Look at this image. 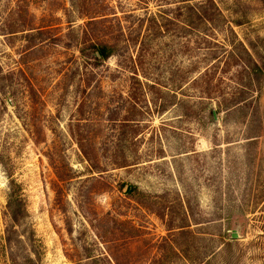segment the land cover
Returning a JSON list of instances; mask_svg holds the SVG:
<instances>
[{
    "label": "rangeland",
    "instance_id": "obj_1",
    "mask_svg": "<svg viewBox=\"0 0 264 264\" xmlns=\"http://www.w3.org/2000/svg\"><path fill=\"white\" fill-rule=\"evenodd\" d=\"M9 174L20 259L264 264V0H0V264Z\"/></svg>",
    "mask_w": 264,
    "mask_h": 264
},
{
    "label": "trees",
    "instance_id": "obj_2",
    "mask_svg": "<svg viewBox=\"0 0 264 264\" xmlns=\"http://www.w3.org/2000/svg\"><path fill=\"white\" fill-rule=\"evenodd\" d=\"M89 51L86 53V57L93 59H104L107 58L109 54H107V47L101 46L98 47L94 44L89 46ZM150 87L154 88L155 85L151 84ZM240 103L246 104V98H239L238 100L232 103V106L238 105ZM169 103L163 102L161 104L160 110L163 111L167 108ZM230 106V107H232ZM127 121V122H126ZM126 124L128 126L129 119L126 120ZM124 122V124H125ZM85 155L88 156L87 152L83 149ZM126 162H122L121 165H126ZM98 170V169H97ZM92 171H96L94 168ZM102 171V170H101ZM9 193H8V201H7V209H6V227H5V245L9 252V264H38L37 261L32 257V254H29L28 257H24L25 260L20 259L15 253H17V246L22 242V233L18 230V226L21 220L27 213L26 202L23 197L21 185L16 182V180L9 174ZM63 181V178H61ZM63 191L60 190V193ZM61 196V194H60ZM180 228H184L185 225H180ZM24 236V235H23ZM31 236L27 234L28 240Z\"/></svg>",
    "mask_w": 264,
    "mask_h": 264
},
{
    "label": "water",
    "instance_id": "obj_3",
    "mask_svg": "<svg viewBox=\"0 0 264 264\" xmlns=\"http://www.w3.org/2000/svg\"><path fill=\"white\" fill-rule=\"evenodd\" d=\"M212 113H213L214 118L217 119V117H216L217 116L216 110L213 109ZM231 236H232V238H238L239 237V235H238V233H237L236 230H234L232 232V235Z\"/></svg>",
    "mask_w": 264,
    "mask_h": 264
}]
</instances>
